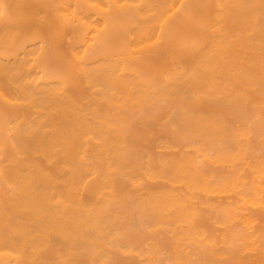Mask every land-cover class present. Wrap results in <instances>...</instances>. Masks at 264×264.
<instances>
[{"label":"bare ground","instance_id":"obj_1","mask_svg":"<svg viewBox=\"0 0 264 264\" xmlns=\"http://www.w3.org/2000/svg\"><path fill=\"white\" fill-rule=\"evenodd\" d=\"M0 264H264V0H0Z\"/></svg>","mask_w":264,"mask_h":264}]
</instances>
